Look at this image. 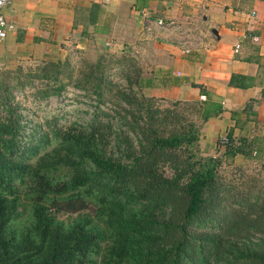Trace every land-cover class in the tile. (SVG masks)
Here are the masks:
<instances>
[{"label":"rangeland","instance_id":"rangeland-1","mask_svg":"<svg viewBox=\"0 0 264 264\" xmlns=\"http://www.w3.org/2000/svg\"><path fill=\"white\" fill-rule=\"evenodd\" d=\"M55 62L61 69L57 80L36 77L45 63ZM144 63L131 50L119 52L109 44L95 41L89 42L86 49L62 45L57 61L0 63V160L11 163L19 158L21 148H32L37 155L30 157L27 164L35 169L42 159L39 164L43 167L42 163L50 164L56 159L54 155L64 153L61 137L81 135L93 142L100 155L127 163L131 157L140 156V149L145 146V138L140 133L144 128V115L134 106L135 102H143L152 112H160V120H165L160 127L154 128L163 136L174 129H186L188 123L198 130L202 122L198 120L197 101L167 102L162 98L149 99L140 93L137 82L144 72ZM89 72L92 77L99 74L102 77L99 97L92 83L84 80ZM58 83L63 84L61 91L50 93ZM227 139H218V145L224 146ZM194 144H181L173 156L181 161L193 152L199 157H208L201 153L197 142ZM258 148H254V159L238 157L230 165L225 164L219 153L221 149H212V156L221 161L217 176L226 189H231L209 217L186 222L180 219L183 204L178 193H170L173 199L157 209L145 201L133 200V193L145 189L141 180L136 179L121 189L120 202L129 200L127 209L132 214L137 212L145 216L144 222L150 223L151 234L155 237L153 242L144 241L140 251L144 254L167 252L182 239L185 253L181 264H258V259L264 258V215L251 213L245 203L238 202L240 195L244 196L247 191L253 193L264 184V145ZM171 165L162 159L156 161L154 168L157 174L170 179L173 176ZM85 169L95 171L88 162H85ZM12 200L15 212L12 228L23 230L30 219L32 202L24 188H19L18 196ZM95 208L88 202L83 210L57 212L55 217L66 227L73 221L91 220L102 230L103 221L95 217ZM105 246L101 245L98 256L91 257L96 264H101Z\"/></svg>","mask_w":264,"mask_h":264},{"label":"trees","instance_id":"trees-1","mask_svg":"<svg viewBox=\"0 0 264 264\" xmlns=\"http://www.w3.org/2000/svg\"><path fill=\"white\" fill-rule=\"evenodd\" d=\"M149 1L135 0L132 9L136 12L147 9ZM95 9L92 5L88 23L95 22ZM59 66L58 62L45 63L36 77L57 80L61 70ZM84 78L92 83L91 87L99 97L101 75L95 78L89 72ZM248 82L249 78L232 74L228 85L243 89L249 85ZM137 87H140L138 83ZM62 88L63 84L58 83L50 93L57 94ZM196 104L198 120L202 123L217 116L222 109L218 102L207 97ZM134 106L144 115V128L140 133L145 138V146L141 147L140 156L131 157L127 163L100 155L93 142L81 135L61 137L65 144L64 153H57L55 161L42 163L43 167L39 164L42 159L35 169L27 164L30 157L37 155L32 148H21L19 158L11 163L0 160V264H96L91 257L99 255L102 244L106 246L101 264H181L185 253L182 239L167 252L144 254L140 251L144 241L153 242L155 237L151 234L150 223L144 222L145 216L137 212L132 214L127 209L129 200L120 202V190L136 179L141 180L145 189L138 194L133 193L131 198L145 201L155 209L173 199L170 193H178L183 204L179 217L186 222L214 214L231 188L226 189L217 176L221 161L214 157L202 158L193 152L181 161L173 156L181 144L192 146L198 141V130L194 124L188 123L186 129H174L163 136L154 128L160 127L165 120H160V112H152L150 106L143 102H135ZM253 153L250 140L228 137L222 155L225 164L230 165L236 156L244 160L254 159ZM162 159L172 163L173 176L170 179L156 173V161ZM85 162L95 171L87 172ZM19 188L25 189L32 204L30 219L23 230H14L12 199L18 196ZM239 197L238 202L245 203L251 213L264 215V184L255 192L247 191ZM88 202L96 206L95 217L103 221L102 230L91 220L73 221L66 227L55 217L57 212L83 210ZM258 264H264V258H259Z\"/></svg>","mask_w":264,"mask_h":264},{"label":"crops","instance_id":"crops-1","mask_svg":"<svg viewBox=\"0 0 264 264\" xmlns=\"http://www.w3.org/2000/svg\"><path fill=\"white\" fill-rule=\"evenodd\" d=\"M134 1L11 0L0 63L57 61L62 45L86 49L91 41L131 50L145 62L137 82L144 96L167 102L203 96L221 105L198 128L203 155L213 157L215 147L223 153L217 141L225 137H244L253 150L264 145V0H150L147 19L132 9ZM232 74L249 85L230 87Z\"/></svg>","mask_w":264,"mask_h":264},{"label":"built area","instance_id":"built-area-1","mask_svg":"<svg viewBox=\"0 0 264 264\" xmlns=\"http://www.w3.org/2000/svg\"><path fill=\"white\" fill-rule=\"evenodd\" d=\"M11 0H0V46L3 43L7 33L9 30L12 29V26L7 23L4 19V10L10 5ZM138 14L143 18V19H147L148 13L146 9H142L140 11H138ZM253 15V14H251ZM253 41H256L257 38L254 37L252 38ZM239 49V44H234L232 47V51L233 53H237ZM187 51H183V54H186ZM199 101H204V97L201 96L199 97ZM223 144V143H222Z\"/></svg>","mask_w":264,"mask_h":264}]
</instances>
